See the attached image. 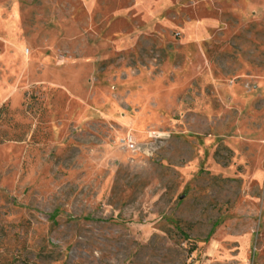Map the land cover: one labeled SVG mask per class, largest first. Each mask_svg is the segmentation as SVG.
I'll return each instance as SVG.
<instances>
[{
  "label": "rangeland",
  "instance_id": "obj_1",
  "mask_svg": "<svg viewBox=\"0 0 264 264\" xmlns=\"http://www.w3.org/2000/svg\"><path fill=\"white\" fill-rule=\"evenodd\" d=\"M0 264H264V0H0Z\"/></svg>",
  "mask_w": 264,
  "mask_h": 264
},
{
  "label": "trees",
  "instance_id": "obj_2",
  "mask_svg": "<svg viewBox=\"0 0 264 264\" xmlns=\"http://www.w3.org/2000/svg\"><path fill=\"white\" fill-rule=\"evenodd\" d=\"M218 154V153H217Z\"/></svg>",
  "mask_w": 264,
  "mask_h": 264
}]
</instances>
